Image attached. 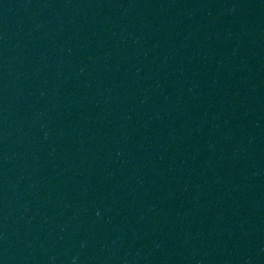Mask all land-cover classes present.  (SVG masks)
Here are the masks:
<instances>
[{"label":"water","instance_id":"water-1","mask_svg":"<svg viewBox=\"0 0 264 264\" xmlns=\"http://www.w3.org/2000/svg\"><path fill=\"white\" fill-rule=\"evenodd\" d=\"M0 264H264V0H0Z\"/></svg>","mask_w":264,"mask_h":264}]
</instances>
